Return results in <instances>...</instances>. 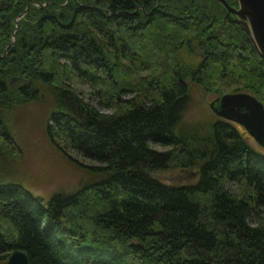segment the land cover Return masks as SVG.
Wrapping results in <instances>:
<instances>
[{"label": "trees", "instance_id": "1", "mask_svg": "<svg viewBox=\"0 0 264 264\" xmlns=\"http://www.w3.org/2000/svg\"><path fill=\"white\" fill-rule=\"evenodd\" d=\"M191 84L264 103V58L216 0H0V264H264V155L234 122L180 127ZM43 90L51 143L96 163L48 201L11 175L10 113ZM174 168L198 182L154 175Z\"/></svg>", "mask_w": 264, "mask_h": 264}, {"label": "rangeland", "instance_id": "2", "mask_svg": "<svg viewBox=\"0 0 264 264\" xmlns=\"http://www.w3.org/2000/svg\"><path fill=\"white\" fill-rule=\"evenodd\" d=\"M78 89L86 99L92 100L102 111H107L99 105L94 90L88 83H79ZM250 93L247 91L228 92L222 94L205 91L201 86L191 84L189 105L186 107L180 127L201 130L210 123L223 120L211 108V104L219 97L228 93ZM40 100L18 106L9 117L10 127L20 145L21 154L16 157L11 166L14 180L26 185L33 193L48 201L58 192H72L82 184L93 179L90 162L75 151L64 150L51 143L46 133L48 116L52 106L51 94L43 90ZM252 94V93H250ZM247 143L257 152L264 155V147L240 125ZM163 150V146L155 145ZM167 185H193L199 180V174L194 169H167L154 173ZM234 192L242 188L241 183L228 184Z\"/></svg>", "mask_w": 264, "mask_h": 264}, {"label": "water", "instance_id": "3", "mask_svg": "<svg viewBox=\"0 0 264 264\" xmlns=\"http://www.w3.org/2000/svg\"><path fill=\"white\" fill-rule=\"evenodd\" d=\"M223 3L228 13L238 16V22L251 38L259 55L264 58V0H238L239 7ZM211 108L219 117L236 122L264 147V103L255 95L245 92L228 93L212 104ZM7 264H31L27 252H13Z\"/></svg>", "mask_w": 264, "mask_h": 264}, {"label": "flooded vegetation", "instance_id": "4", "mask_svg": "<svg viewBox=\"0 0 264 264\" xmlns=\"http://www.w3.org/2000/svg\"><path fill=\"white\" fill-rule=\"evenodd\" d=\"M216 1L220 2L219 0H216ZM226 1L230 5L228 0H226ZM220 3L222 4V6L224 8V11H225V20L229 21V22H232V23L240 24V22H238V20H237L238 16L236 14H233V13H228L226 8H225V6L223 5V3L222 2H220ZM230 6H232L234 8H238L239 7V2L237 4L235 3V5H230Z\"/></svg>", "mask_w": 264, "mask_h": 264}]
</instances>
